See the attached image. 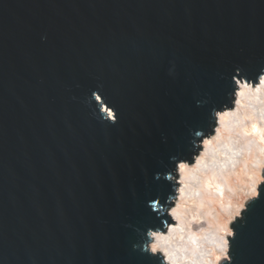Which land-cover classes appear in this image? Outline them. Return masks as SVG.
<instances>
[{"label":"water","instance_id":"water-1","mask_svg":"<svg viewBox=\"0 0 264 264\" xmlns=\"http://www.w3.org/2000/svg\"><path fill=\"white\" fill-rule=\"evenodd\" d=\"M261 70L264 0H0V264H167L178 167ZM230 228L219 264H264V182Z\"/></svg>","mask_w":264,"mask_h":264},{"label":"bare ground","instance_id":"bare-ground-1","mask_svg":"<svg viewBox=\"0 0 264 264\" xmlns=\"http://www.w3.org/2000/svg\"><path fill=\"white\" fill-rule=\"evenodd\" d=\"M237 86L234 108L217 115L214 134L202 143L194 165L178 167L180 187L169 212L174 225L167 234H151L149 251L160 253L167 264H219L215 255L227 259L229 227L245 207L243 198H255L263 181L264 75L254 86L245 80ZM236 181L244 184L237 200L232 195L225 202L218 198L217 213L216 192L234 194Z\"/></svg>","mask_w":264,"mask_h":264},{"label":"rangeland","instance_id":"rangeland-1","mask_svg":"<svg viewBox=\"0 0 264 264\" xmlns=\"http://www.w3.org/2000/svg\"><path fill=\"white\" fill-rule=\"evenodd\" d=\"M216 129V128H215ZM201 147H202V144H201ZM180 167V166H179ZM238 169H240V168H238ZM178 171H179V169H178ZM240 171V170H239ZM240 180V179H239ZM179 180H177V182H178ZM180 182V181H179ZM178 182V183H179ZM262 182H264V177H263V181ZM241 186H244V184H243V182H240V181H238V183H237V181L235 182V186H232V188H233V193L235 194H231L230 192H227L228 190H223V189H221V190H219V191H215L214 190V188H211V191H215L216 192V197H215V202H214V206H215V210H216V212L217 213H219L220 212V206H219V200H218V198L219 199H221L222 200V202H225V200H226V198H227V195H232L233 196V201H236L237 200V198H236V194H238V192H239V188L241 187ZM230 191V190H229ZM218 200V201H217ZM245 200V201H244ZM251 199H248L247 198V200H246V198H243V202H244V206L246 207V205H247V203L250 201ZM245 207H244V209L243 210H241L240 211V213H239V216H237V218H239L240 216H241V213H242V211H244L245 210ZM229 230H230V227H229ZM231 231V234H232V230H230ZM214 259H217L218 261H221L222 259H220L219 257H217L216 255L214 256Z\"/></svg>","mask_w":264,"mask_h":264},{"label":"clouds","instance_id":"clouds-1","mask_svg":"<svg viewBox=\"0 0 264 264\" xmlns=\"http://www.w3.org/2000/svg\"><path fill=\"white\" fill-rule=\"evenodd\" d=\"M260 75H264V70H261V74Z\"/></svg>","mask_w":264,"mask_h":264}]
</instances>
